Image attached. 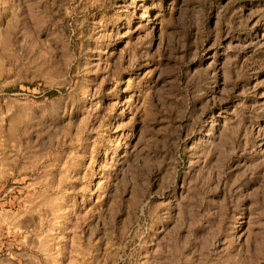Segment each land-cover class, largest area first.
<instances>
[{
    "label": "rangeland",
    "instance_id": "1",
    "mask_svg": "<svg viewBox=\"0 0 264 264\" xmlns=\"http://www.w3.org/2000/svg\"><path fill=\"white\" fill-rule=\"evenodd\" d=\"M0 264H264V0H0Z\"/></svg>",
    "mask_w": 264,
    "mask_h": 264
}]
</instances>
